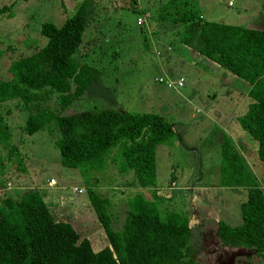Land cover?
Segmentation results:
<instances>
[{
  "label": "rangeland",
  "instance_id": "obj_1",
  "mask_svg": "<svg viewBox=\"0 0 264 264\" xmlns=\"http://www.w3.org/2000/svg\"><path fill=\"white\" fill-rule=\"evenodd\" d=\"M80 1L0 0V7L11 8L9 16H0V79L11 77V61L32 54L47 42L40 34L43 22L61 26ZM166 1L92 0L93 19L76 57L92 61L88 64L96 66L100 75L61 113L117 108L131 113H155L172 121L176 138L172 144L156 149L154 195L153 189L144 191L131 184L133 170L122 172L123 142L107 153L105 169L81 174L79 169L61 164L54 143L60 136L56 120L28 135L24 127L29 112L24 105L17 100L0 103V115L10 133L8 142L0 145V157L9 156L13 147L16 151L0 168L6 193L38 189L52 216L69 222L89 239L95 251L105 247L108 240L91 205L89 189L108 199L115 231L122 229L126 199L136 194L147 200L153 197L162 217L165 209L187 216L196 248L201 249L202 240L214 237L218 220L233 226L241 224L240 205L246 199V188L234 190L223 185L221 174L220 140L223 134L233 138L230 131L231 127L236 129L234 125L242 134L236 139L246 142L243 145L248 157L244 155V160L264 189V162L257 158L256 142L235 120H229L234 103L231 96L239 94L236 89L245 82H236L238 79L231 74L227 76L230 82H225L224 69L200 56L210 64L205 67L199 56L179 43L178 36L157 26L154 15ZM233 3L228 7L227 0H198L200 11L209 20L264 27V0ZM138 17L144 23L139 24ZM159 76L182 77L184 86L170 89L156 81ZM156 194L168 198L161 202ZM246 250L215 244L203 253L201 264H264V255Z\"/></svg>",
  "mask_w": 264,
  "mask_h": 264
},
{
  "label": "trees",
  "instance_id": "obj_2",
  "mask_svg": "<svg viewBox=\"0 0 264 264\" xmlns=\"http://www.w3.org/2000/svg\"><path fill=\"white\" fill-rule=\"evenodd\" d=\"M10 9L0 7V16H9ZM92 14V0H82L61 26L43 22L40 34L47 42L32 54L11 61V77L0 79V103L17 100L24 105L29 112L24 127L28 135L56 120L60 136L54 143L61 164L77 168L81 174L105 169L107 153L123 142L122 172L133 170L131 184L144 191L153 189L154 195L156 149L176 138L172 121L155 113L117 108L61 115L100 75L96 66L88 64L92 61L76 57ZM154 21L178 36L179 43L199 56L205 67L210 64L200 56L224 69L225 82H230V74L236 82H245L236 90L246 92L248 104L236 121L256 142L257 158L264 162V28L206 19L198 0H167L159 5ZM223 135L222 184L246 188V199L240 205L242 222L233 226L218 220L214 237L202 240L201 249L192 244L187 216L165 209L162 217L153 197L147 200L140 194L126 199L122 229L115 231L108 199L89 189L91 205L108 240L95 251L69 222L52 216L38 189L33 188L0 195V264H201L203 253L215 244L252 249L263 256L264 189L231 137ZM8 139V126L0 115V145ZM15 152L13 147L9 156L0 157V168ZM1 179L0 187H5ZM156 197L161 202L168 198Z\"/></svg>",
  "mask_w": 264,
  "mask_h": 264
},
{
  "label": "crops",
  "instance_id": "obj_3",
  "mask_svg": "<svg viewBox=\"0 0 264 264\" xmlns=\"http://www.w3.org/2000/svg\"><path fill=\"white\" fill-rule=\"evenodd\" d=\"M123 3V2H122ZM201 14L205 17V15L201 12ZM146 15H149V14H146ZM206 18V17H205ZM207 19V18H206ZM264 26V24H263ZM251 27L252 28H255V24H251ZM264 28V27H263ZM237 92L239 94H232V99L234 100V103H233V106H232V111H231V115H230V118L229 120L231 122H233V120L236 121V118L238 116H240L247 108V104H248V98L246 96V92H243V91H238ZM238 108V110H237ZM236 124H238V122L236 121ZM236 127V129L234 127H231V131L230 133L233 134V141L236 145V147L238 148V150L240 151V153L242 154L243 158L245 159L244 155L246 156V158L248 157L247 156V151L248 149L245 147V145H243V143H246V142H241L240 139H236V137H240L242 136L238 126L234 125ZM230 136V134H229ZM231 137V136H230ZM237 141V143H236ZM221 142H222V139L220 140V145H221ZM249 142V141H248ZM250 143L255 147V145L250 141ZM256 150V149H255ZM251 158V157H250ZM175 183V182H173ZM241 187H235L233 188L234 190H240ZM4 193H6V188L4 187H0V195H3ZM7 194V193H6ZM12 194L14 195L15 193L14 192H9V195Z\"/></svg>",
  "mask_w": 264,
  "mask_h": 264
},
{
  "label": "built area",
  "instance_id": "obj_4",
  "mask_svg": "<svg viewBox=\"0 0 264 264\" xmlns=\"http://www.w3.org/2000/svg\"><path fill=\"white\" fill-rule=\"evenodd\" d=\"M233 5H234L233 0H227V6L231 7ZM137 22L139 24H142L144 23V19H142L141 17H138ZM157 81L159 83L165 84L168 88H171L174 90H178L179 88L183 87L184 82H185L184 78L182 77L170 79V78L162 77V76H159V78H157Z\"/></svg>",
  "mask_w": 264,
  "mask_h": 264
},
{
  "label": "clouds",
  "instance_id": "obj_5",
  "mask_svg": "<svg viewBox=\"0 0 264 264\" xmlns=\"http://www.w3.org/2000/svg\"><path fill=\"white\" fill-rule=\"evenodd\" d=\"M229 7V6H228ZM232 7V6H231Z\"/></svg>",
  "mask_w": 264,
  "mask_h": 264
}]
</instances>
